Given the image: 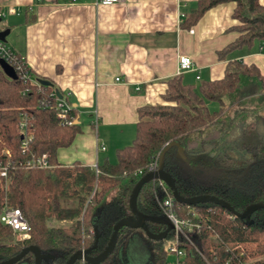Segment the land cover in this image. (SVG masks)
Instances as JSON below:
<instances>
[{
    "label": "trees",
    "instance_id": "obj_1",
    "mask_svg": "<svg viewBox=\"0 0 264 264\" xmlns=\"http://www.w3.org/2000/svg\"><path fill=\"white\" fill-rule=\"evenodd\" d=\"M233 3L228 30L236 37L217 50L218 59L236 49L264 46V4L259 0H197L184 14L181 28H190L211 8ZM30 75L33 73L19 56ZM54 85H34L28 79H11L0 67V204L19 208L29 224V238L18 240L0 223V261L29 245L45 255L42 264H63L73 253L90 248L99 254L114 223L132 216L130 193L137 181L159 160L183 197L213 195L241 212L255 202L264 203V77L253 63L228 60L221 78L183 82L180 74L167 81L163 103L138 107L134 138L116 150V162L90 166L56 160L80 133L78 108L69 96L66 119L58 116ZM212 104H216L212 108ZM26 115L31 139L24 151L18 132ZM8 150V155L3 151ZM47 153L50 167H28L26 161ZM168 188L158 179L144 184L137 209L148 218L151 233L165 226L162 200ZM169 191V190H168ZM181 219L192 224L178 243L184 252L178 264H264V209L239 218L212 202L176 204ZM67 221V226L55 222ZM170 231L166 239H172ZM28 253L16 264H34ZM73 264H87L76 260ZM100 264H169L164 241L147 237L143 227H121L114 250Z\"/></svg>",
    "mask_w": 264,
    "mask_h": 264
},
{
    "label": "crops",
    "instance_id": "obj_2",
    "mask_svg": "<svg viewBox=\"0 0 264 264\" xmlns=\"http://www.w3.org/2000/svg\"><path fill=\"white\" fill-rule=\"evenodd\" d=\"M196 2L0 0V10L20 9L6 17L10 48L78 108L81 131L57 151L58 163H115L116 150L134 138L138 107L163 103L167 81L178 75V55L190 56L194 65L180 74L187 84L221 78L225 63L234 59L255 64L264 77V46L258 40L224 60L216 55L237 35L228 30L233 3L211 8L190 28L179 26Z\"/></svg>",
    "mask_w": 264,
    "mask_h": 264
},
{
    "label": "built area",
    "instance_id": "obj_3",
    "mask_svg": "<svg viewBox=\"0 0 264 264\" xmlns=\"http://www.w3.org/2000/svg\"><path fill=\"white\" fill-rule=\"evenodd\" d=\"M123 0H96V3L110 5L119 3ZM20 13V9L14 5L7 6L6 9L0 10V22H3L7 15H18ZM183 15H180L182 17ZM3 30V29H1ZM0 59L6 61L10 66L13 67L18 78L28 79L34 85H41L36 79H34L30 75V71L24 66V62L21 61L19 55L13 51L12 48L5 42L0 40ZM194 69V65L192 59L188 55H178L177 57V74H181L183 72L192 71ZM198 78V76H197ZM115 81H120L119 77H115ZM139 90V86L136 87ZM56 108L58 109V116L66 119V116L71 109L70 102L66 101L63 97H56ZM71 119H66L67 124H71ZM18 132L21 134V148L24 151L26 149L28 142L31 139V134L27 129V120L26 115L21 113V117L18 123ZM101 149H104L101 146ZM6 155H8V150L5 148L3 151ZM26 165L28 167H50L51 165L47 162V153L39 157H33L26 161ZM96 166V165H94ZM158 167V163L155 162L148 171L156 170ZM7 172L6 169L0 170V176L6 177ZM167 188L168 186L162 181ZM165 190V189H164ZM169 190V191H168ZM165 190L167 192L166 197L162 200V213L163 216L168 218L172 223V239L164 240V250L169 254H174L175 259L172 264H178L179 259L184 255V252L178 248L179 240L182 236L185 235V228L190 230L192 228V224L186 222L184 219H181L176 212V204L177 202L174 200L171 190L168 188ZM0 223L9 226L12 231L15 233L16 239L24 240L29 238V224L27 220L22 215V212L19 208L10 207L6 203L3 205L0 204ZM171 264V263H169Z\"/></svg>",
    "mask_w": 264,
    "mask_h": 264
},
{
    "label": "water",
    "instance_id": "obj_4",
    "mask_svg": "<svg viewBox=\"0 0 264 264\" xmlns=\"http://www.w3.org/2000/svg\"><path fill=\"white\" fill-rule=\"evenodd\" d=\"M9 32H10L9 28L0 30V40L6 42V36L9 34ZM0 67L6 76H8L11 79H17V75L13 67L10 66L3 59H0ZM38 82L43 85H50V86L52 85V82L47 79H40L38 80ZM55 93L57 94L59 98L62 97V95L59 93L58 90H56ZM163 155L164 153L162 152L158 160L157 169L153 171H148L147 173H145L134 185L130 193V197H129V207H130L132 216L120 218L114 223L110 238L106 246L104 247V249L97 255H94V256L89 255V252L95 247L97 243L98 237L96 235L94 243L90 248L83 249V250L73 253L72 255L69 256V258L63 264H73L76 260H83L87 264H100L114 250L116 246V241H117V232L121 227H129V228L143 227L145 234L147 235L148 238L155 240V241L157 240L164 241L167 238L168 233L172 230V223L170 222V220L164 216L159 219H153L155 223L162 224L165 226V228L163 231L159 233H151L148 230V228L145 225H143V223L148 218H146L137 209V196L142 186L155 179L162 180L168 186V188L171 190L174 200L177 203H185V204L193 205L197 203L212 202L216 205H219L221 207L228 209L229 211L233 212L235 216L239 218H245L258 209H264L263 202L251 203L247 205L243 209V211L238 212V211H235L234 208L230 206L229 203L213 195L204 194V195H195L191 197H183L182 195H180V193L178 192L176 188L173 176L164 169ZM28 253H31L33 255L34 264H42V261L45 255L42 253V251L37 246H34V245H29L27 247H24L19 253H17L13 257L0 261V264H16Z\"/></svg>",
    "mask_w": 264,
    "mask_h": 264
},
{
    "label": "rangeland",
    "instance_id": "obj_5",
    "mask_svg": "<svg viewBox=\"0 0 264 264\" xmlns=\"http://www.w3.org/2000/svg\"><path fill=\"white\" fill-rule=\"evenodd\" d=\"M9 23V19H5L3 22H0V30L1 29H5V27H6V25ZM13 34L12 33H9L7 36H6V43L11 47V46H13ZM212 106V108H215L216 107V104H212L211 105ZM112 161H115L116 160V158H115V156H113V158L111 159ZM55 224L56 225H58V226H67L68 224H69V222H67V221H61V222H55ZM16 237V236H15ZM174 259H175V256H174V254H169L168 255V262L169 263H173V261H174Z\"/></svg>",
    "mask_w": 264,
    "mask_h": 264
},
{
    "label": "flooded vegetation",
    "instance_id": "obj_6",
    "mask_svg": "<svg viewBox=\"0 0 264 264\" xmlns=\"http://www.w3.org/2000/svg\"><path fill=\"white\" fill-rule=\"evenodd\" d=\"M90 253V252H89ZM90 255V254H89ZM92 256V255H91Z\"/></svg>",
    "mask_w": 264,
    "mask_h": 264
}]
</instances>
